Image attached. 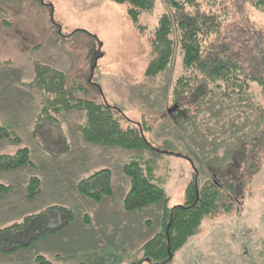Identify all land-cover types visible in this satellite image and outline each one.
<instances>
[{
	"label": "rangeland",
	"instance_id": "rangeland-1",
	"mask_svg": "<svg viewBox=\"0 0 264 264\" xmlns=\"http://www.w3.org/2000/svg\"><path fill=\"white\" fill-rule=\"evenodd\" d=\"M127 9V5L108 0H0V124L9 138L19 139L14 143L1 138L0 155L28 148L35 164L0 171V184L12 188L11 194L0 198V230L51 207L67 208L73 215L72 223L88 230L81 234L73 229L55 246L35 241L11 253L0 251V264H36L40 251L56 264H146L141 263L137 243L159 231L161 208L154 205L128 216L120 210L117 201L128 190L121 168L128 159L155 173L169 206L184 204L183 186L189 181L196 180L201 187L215 176L224 177V184L234 189L236 201L228 196L224 200L230 204L226 212L205 218L199 233L174 253L168 264H200L195 259L204 254L214 264L215 247L221 245L241 254L239 261L225 258L221 264H243L253 239L260 241L261 250L255 251L259 262L254 256L252 260L264 264V146L259 133L264 100L260 87L248 83V89L240 91L222 81L208 84L196 70L183 69L178 48L164 71L147 76L154 58L150 43L153 32L159 17L171 11L163 0H156L153 10L141 13L135 26ZM219 10L220 19L227 21L220 24L218 34L207 45L210 54L205 58L235 60L248 74L252 59L259 56L257 48L264 50V14L256 13L243 0H220ZM35 66L61 73L68 88L85 87L87 91L76 98L113 107L121 127H140L152 149L103 148L80 141L88 153L80 156L82 153L72 150L79 145L72 135L77 134L83 118L76 112H61L58 124L44 122L36 140L31 138L39 112L38 91L32 86ZM22 86L28 96L25 103L14 92ZM8 109L18 117L6 114ZM78 158L91 167L78 173L79 167L73 163ZM103 169L112 174L114 211L108 212L112 228L121 227L122 231L130 227L137 241L122 244L121 239L112 240L108 248L94 251L86 243L94 230L101 237L104 222L85 227L83 217L95 211L90 204L94 202L81 197L75 186L82 180L78 177ZM32 177L39 180L40 195L27 198L23 193ZM100 210L107 212L105 206ZM127 217L134 218V223L126 220L120 226L119 221ZM239 230L249 237L236 244L233 235ZM52 249L59 256L51 257Z\"/></svg>",
	"mask_w": 264,
	"mask_h": 264
},
{
	"label": "trees",
	"instance_id": "trees-1",
	"mask_svg": "<svg viewBox=\"0 0 264 264\" xmlns=\"http://www.w3.org/2000/svg\"><path fill=\"white\" fill-rule=\"evenodd\" d=\"M108 1L117 5H127V15L135 26L138 24L140 14L151 12L156 2V0ZM163 2L171 12L159 17L153 32L150 43L154 58L147 67V76H155L164 71L172 61L175 48H178L185 71L196 70L204 76L208 84L222 81L227 87L240 91L247 90L248 83H255L260 87V94L264 100V50L257 48L259 56L252 59L248 74L235 60L205 58V54H210L207 45L213 36L218 34L220 24L227 21L226 18L220 19L218 15L220 0H163ZM243 3L256 13L264 14V0H243ZM32 86L38 91L39 105L32 135L38 134V129L44 122L58 124L57 116L61 112H76L83 115L77 125V137L83 143L103 148L119 147L124 150L152 149L140 127L123 129L116 110L110 105L76 98L77 94L85 93L87 89L79 85L75 87L71 85L68 88L64 76L50 67L35 66ZM259 129L260 144L263 147L264 120ZM9 137L6 128L0 124V139ZM9 139L19 143L18 138ZM31 164L28 148L19 149L11 155H0V171H12ZM122 173L129 186L121 204L125 213H143V210L154 205L161 208L160 229L142 244L141 263L168 264L174 253L199 233L205 218L218 215L221 211L226 212L230 204L226 205L224 200L227 201L228 196L232 197L233 202L236 201L232 194L234 193L232 186L224 184V177L215 176L201 187L196 180L189 181L184 188V204L169 206V199L160 185L161 181L150 168L144 167L137 160L128 159L122 166ZM26 187L27 198H33L40 192L39 180L36 177L29 179ZM10 189L11 186L0 184V195ZM75 189L81 197L99 203L112 194L111 171L99 170L77 182ZM83 218L88 224V216L84 215ZM72 220V213L64 207H51L39 214L26 216L22 223L0 230V251L11 253L20 247H28L46 235L62 231ZM253 255L259 262L255 251ZM35 262L53 264L40 255L35 257Z\"/></svg>",
	"mask_w": 264,
	"mask_h": 264
},
{
	"label": "crops",
	"instance_id": "crops-1",
	"mask_svg": "<svg viewBox=\"0 0 264 264\" xmlns=\"http://www.w3.org/2000/svg\"><path fill=\"white\" fill-rule=\"evenodd\" d=\"M14 92L16 93V95H19V97L21 98V100L23 101V100H25L26 98H28V96H27V93L24 91V87L22 86V87H19V88H15V90H14ZM17 97V96H16ZM17 99H18V97H17ZM23 103H25L24 101H23ZM2 109H3V106H2ZM8 112H11L12 114H13V116H15V117H18L17 115H14V113H13V111L12 110H10V109H8L7 110V112H6V114H8ZM3 114H4V112H3ZM7 118H9V115L7 116ZM10 119V118H9ZM38 135V134H37ZM30 136H31V138H33L34 140H36L35 139V137L36 136H34V135H32V131H31V133H30ZM72 137H74V140L76 141V144H79V145H77L76 146V148H74V149H72V150H74V151H78V152H80V153H82V154H80V156H84L85 155V157L88 155V153H87V147H85V146H83V142L80 144L79 142H80V140L78 139V137H77V134H76V132L75 133H73V135H72ZM39 146V145H38ZM65 150H66V152H69V149H67V147L65 148ZM87 159V158H86ZM33 162V161H32ZM73 163H76L77 165L76 166H78L79 168H77V172L79 173V172H82L83 170H85V169H87V168H90L91 167V163L89 164V165H87V161H85L84 159H82V158H78V159H75V160H73ZM34 165L35 164H31V166L30 167H34ZM121 170H122V168H121ZM110 171V170H109ZM123 174V173H122ZM87 178V177H86ZM77 179H85V178H82L81 176L80 177H78ZM80 181V180H79ZM78 181V182H79ZM28 182V181H27ZM127 183H128V181H127ZM77 184V183H76ZM164 185V184H163ZM26 186H27V184H26ZM186 186V185H185ZM185 186H183V191H184V188H185ZM111 187H112V174H111ZM129 187V186H128ZM112 189H113V187H112ZM128 191V190H127ZM10 192H12V188L10 189V190H8V191H6V192H3L1 195H0V198H2L3 196H7ZM184 193V192H183ZM11 194V193H10ZM126 194V193H125ZM23 195H24V197H26V192H24L23 193ZM40 195V194H39ZM125 196V195H124ZM124 196H123V198H124ZM114 201H115V199H114V190L112 191V194L110 195V196H108V197H105V198H103L99 203H94V205H92V203H90L91 204V206H94V208H95V211L94 212H92L89 216H88V219H89V222H88V224H85L84 223V225H85V227H88L89 228V226L91 225V224H96V225H99L98 224V222L97 221H101V222H104V225H103V234L101 235V237H98V233H97V231H92V235H91V239H89L88 240V242L86 243V246H88V247H90V248H92V249H94V251H96V250H98V249H101L102 247H106V248H108L109 246H108V243L109 242H112V240H113V242L115 241V240H119V239H121V243L122 244H128V243H134V242H136L137 240H136V238H135V236L136 235H133L132 233V229H130V227L128 228V229H126V230H122V231H120V229H121V227H118V228H112V224L110 223V221H109V218H108V212H113L114 210V207L112 206L113 205V203H114ZM122 201H123V199H121L120 201H117V203H119L118 205H121L122 204ZM89 202H92V201H89ZM103 206H105V209H107V212H105V211H103V210H100V208L101 209H103ZM173 206V205H172ZM121 209L120 210H122V206L120 207ZM123 211V210H122ZM130 213H133V212H130ZM123 214L125 215V216H128V215H131V214H128V213H125L124 211H123ZM128 218V217H127ZM128 221L130 224H132V223H134L133 222V220H134V218H128V219H124V220H122V222H120L119 221V224L121 223V224H124V222L125 221ZM121 224H120V226H121ZM0 228H1V226H0ZM263 228H264V226H263ZM73 229H75V230H77L79 233H81V234H83V233H88V230L87 231H85L84 229H83V227H80V226H77L76 227V225H75V223H70V225L67 227V228H65V229H63L62 231H60V232H57V233H52V234H49V235H46L45 237H42V238H40V239H38L37 241H41V242H45V244H47V245H58L59 243H62L63 241H65L68 237H69V235L71 234V232H72V230ZM240 231V230H239ZM239 231H237V232H235V234L233 235V239H234V241L236 242V244L239 242V243H241V241L240 240H235V238H234V236L239 232ZM77 232V233H78ZM114 233H116L115 234V236L113 237V234ZM249 237V235L247 236V237H245V242H246V240H247V238ZM77 240V238H76V236H75V241ZM98 240H100V241H98ZM103 242L105 243V246H103ZM251 242H252V247H250V249H249V247H248V249H249V251H250V255L253 257L254 255H252L253 253H254V251H257V248H259L260 250H261V247H260V244H257V242L258 241H255L254 239L253 240H251ZM260 242V241H259ZM258 242V243H259ZM144 243V242H143ZM142 243V244H143ZM142 244L141 243H137V245L139 246L140 245V248H141V246H142ZM259 245V246H258ZM264 248V247H263ZM54 249V248H53ZM53 249L49 252L50 253V255H51V257H57V256H59V254H58V252H54L53 251ZM67 249L69 250V251H71V248H70V246L68 245V247H67ZM59 251V250H58ZM227 251V252H226ZM222 253V252H225V254H224V256H222L220 253ZM45 253L46 252H44V251H40L38 254H40V256H43V255H45ZM241 253V252H240ZM215 255H216V261H215V263L214 264H221V261H223V259H225V258H229V259H235V260H237V259H239L240 260V258H241V254L240 255H238L237 253H235V252H233L228 246H226V245H221V246H217V247H215ZM44 257V256H43ZM46 258V257H45ZM239 260H237V261H239ZM50 261V260H49ZM54 262H52L53 264L55 263L56 264V261L55 260H53ZM195 261H197V262H199L200 264H212L211 263V259H210V257H208L206 254H204L203 256H202V258H197V259H195ZM239 264H241V263H239ZM258 264V263H257Z\"/></svg>",
	"mask_w": 264,
	"mask_h": 264
},
{
	"label": "built area",
	"instance_id": "built-area-1",
	"mask_svg": "<svg viewBox=\"0 0 264 264\" xmlns=\"http://www.w3.org/2000/svg\"><path fill=\"white\" fill-rule=\"evenodd\" d=\"M246 236H247V234L245 233V231H240L239 233H237L235 235V238H236V240H243V239H245ZM243 245H244V243H243ZM192 264H196V263L193 262ZM243 264H255L254 261L252 260V256L250 255V252L248 251V249H246Z\"/></svg>",
	"mask_w": 264,
	"mask_h": 264
}]
</instances>
